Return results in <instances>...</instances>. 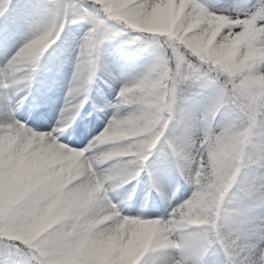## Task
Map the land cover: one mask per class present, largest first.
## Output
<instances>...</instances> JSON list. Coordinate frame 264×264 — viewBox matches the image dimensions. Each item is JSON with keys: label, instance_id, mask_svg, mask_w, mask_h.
<instances>
[{"label": "clouds", "instance_id": "clouds-1", "mask_svg": "<svg viewBox=\"0 0 264 264\" xmlns=\"http://www.w3.org/2000/svg\"><path fill=\"white\" fill-rule=\"evenodd\" d=\"M130 3L91 0L93 9L115 23L83 36L65 104L50 130L36 131L24 121L0 129V246L14 242L38 264L83 262L91 250L124 245L121 264H140L151 248L168 240L219 238L240 221L241 210L264 202V32L236 12L188 11L187 0L178 6L169 0L175 10L162 17ZM69 23L67 16L55 19L25 52L16 69L25 87ZM129 29L146 34L149 42L155 38L161 59L147 78L141 73L120 87L115 114L87 146L70 148L61 137L81 118L97 77L105 72L115 78L96 64V42L106 32ZM208 81L215 87L202 110L182 123L184 94ZM92 107L103 111L95 100ZM153 135L167 146L177 141L194 189L168 221L154 218V228L144 231L136 216L122 214L110 193L140 177L138 154ZM248 243L254 246L252 264H264V233Z\"/></svg>", "mask_w": 264, "mask_h": 264}, {"label": "snow or ice", "instance_id": "snow-or-ice-1", "mask_svg": "<svg viewBox=\"0 0 264 264\" xmlns=\"http://www.w3.org/2000/svg\"><path fill=\"white\" fill-rule=\"evenodd\" d=\"M179 3L180 0H175L176 6ZM128 6L132 9L142 10L151 16L161 17L166 12L175 10L169 0H131ZM39 7L40 5L25 3L24 0H0V43L5 48H7L11 38L21 33L32 22V18L36 15ZM43 7L47 9V16L41 23H38L34 34L26 39L23 45L7 59L5 64L0 65V95L4 97L6 102V114L4 118L0 119V129L16 128L18 127L17 122L23 121L17 118L16 110L24 101L22 98L25 95H21V93L27 87H25L26 82L22 83L20 81L19 77L22 74L17 72L16 69L20 66L19 62L25 52L33 46L37 39L46 34L47 27L55 19L67 16L70 21L69 24L78 21L88 22L93 32L102 23H115L109 20L105 14L93 9L91 0H46ZM185 8L188 11L198 9L206 15H228L230 12H236L242 19L247 18L258 33L264 32V29L259 28V25H264V0H234V3L226 9L219 8L209 3L208 0H203V2L202 0H187ZM73 10H76L79 14L74 15ZM232 19H235V16H232ZM88 35L91 36L92 33L90 32ZM145 36L144 33L132 35L129 30L126 32H106L104 39L98 40L95 45L96 64L107 70L105 43L109 40L119 39L122 46L134 47L140 54L150 58L149 63L141 72L147 78L161 57L156 39L152 38L149 42L145 40ZM86 47L87 38H85L81 50ZM180 87H184V85ZM213 87L215 86L211 81L197 82L191 86L190 92L184 94L183 104L185 107L182 112L178 113L182 123L189 121L192 116L190 113L191 103L197 98L204 100L206 94ZM74 131V129L70 130L63 137L71 136ZM160 143H164V141L158 135H153L144 142L138 154V166L143 169L140 175L147 170L151 187L167 199L165 193L161 190L157 171L151 159L155 155L154 150ZM169 144L168 148L175 157L176 166L180 169L184 178L191 182V177L184 172L180 153L176 151L177 141H169ZM67 145L72 148L69 144ZM8 147H11V145H8ZM118 209L121 210L119 206ZM258 212L264 213V202H258L253 208L241 210L240 221L233 225L230 232L221 231L219 238L200 234L195 239L186 237L179 242H175L174 239L168 240L160 246L151 248L140 261V264H252L254 246L249 244L248 241L254 240L259 234L264 233V216H261L258 222L254 219L255 214ZM136 217L135 223L144 231L154 228L152 223L154 218H160L164 221L169 220V217L146 218L143 213L136 215ZM237 237L239 239H236ZM234 240L236 241L235 244H233ZM13 243L9 242L7 246H0V264H38V258L22 253L19 249L13 247ZM237 245H240L244 250L241 251ZM168 249L177 250L178 254L168 256L165 252ZM127 251L126 245L91 250L88 252L86 260L81 262L78 258H74L71 264H121L127 255ZM157 257H159V261H157Z\"/></svg>", "mask_w": 264, "mask_h": 264}, {"label": "rangeland", "instance_id": "rangeland-1", "mask_svg": "<svg viewBox=\"0 0 264 264\" xmlns=\"http://www.w3.org/2000/svg\"><path fill=\"white\" fill-rule=\"evenodd\" d=\"M25 3H29L32 5H40L36 15L32 18V22L29 23L24 30L15 35L13 38L9 40L8 43L11 44V48L6 51L4 54V57L9 58L16 50H18L19 47L23 45V43L26 41L27 38L31 37L38 25V23H41L43 21V17L47 16V9L43 7V4L46 2V0H24ZM203 2V0H202ZM209 3L216 5L219 8L226 9L230 5L234 3V0H208ZM78 29L75 33V36L78 38V41L81 42L82 35L84 36L87 33V29H90V24L85 21H78L76 23ZM85 31V32H84ZM130 34L132 35H138L140 34L136 30L129 29ZM65 43L61 42L57 45V50L55 55H47L45 54V58L43 60V67L45 68L44 74H49L51 64L54 66V76L57 75L58 78L61 76V72L64 74V76L67 78L69 77V82L72 79L70 77L73 63L66 62V61H58V57L60 54L67 55V51H70L71 46L74 44L68 36L64 41ZM121 47L122 49H125V46L121 45V42L119 39L115 40H109L105 43V58H117V50L116 48ZM127 48V47H126ZM131 54H133L135 60H144V67L149 63V57L140 54L134 47L132 49L128 50ZM53 52V51H52ZM51 52V53H52ZM70 57V55L67 56V58ZM132 57V59H134ZM131 59V58H130ZM140 70V72L136 73V75H133L129 80L135 78L138 76L144 69ZM104 79H101L100 76L97 77L95 81V88H94V94L97 95L100 92L98 91V85L103 86L105 83V80L109 81L110 76H107L105 72H102ZM56 76V77H57ZM55 78V77H54ZM129 80H125V77L115 80V85L111 88L110 91H101L103 94L102 98L109 99L111 102L110 108H107L104 112V114L108 115L110 117V109L115 108L114 102L117 96V93L120 89V87ZM57 83V82H56ZM35 82L32 83L30 87V92L32 93L35 89ZM96 95V96H97ZM100 95V94H99ZM97 100L99 98L97 97ZM40 100L38 97H34L30 100V104L32 106H39ZM204 100L201 98L195 99L191 105H190V113L191 115L198 114L203 107ZM88 109L85 108L84 112L81 114V118H88ZM112 116V115H111ZM22 120V119H21ZM93 133H99L103 128L99 125H95L94 127L88 126ZM97 135V134H96ZM84 140L81 144H75L70 145L71 147L81 148L82 146H85L86 141L88 140L87 137H83ZM155 155H153L152 162L153 165L157 171L158 181L161 187V190L165 193L167 199L162 197L159 192H157L154 188L151 187L150 179L147 175V170H145L140 177L137 180L132 181L130 184L125 185L124 188L118 189L115 193H110L112 196L114 202L117 203V205L121 208L123 214L126 215H140L143 213L144 217L146 218H152V217H163L167 218L170 216L172 209L177 206L178 204L182 203L184 200L189 198L192 194V191L194 189V186L189 184L184 176L181 174L180 169L176 166L175 163V157L171 154L170 149L168 146L164 143L158 144L157 148L154 150ZM142 183V184H141ZM141 185V188H140ZM143 185V186H142ZM264 216V213H256L254 216V219L258 222L260 217ZM166 254L168 256L177 255V250L174 249H168L165 250ZM157 261H159V257H157Z\"/></svg>", "mask_w": 264, "mask_h": 264}, {"label": "bare ground", "instance_id": "bare-ground-1", "mask_svg": "<svg viewBox=\"0 0 264 264\" xmlns=\"http://www.w3.org/2000/svg\"><path fill=\"white\" fill-rule=\"evenodd\" d=\"M46 17V16H45ZM43 17V19L45 18ZM78 29L76 24H68L65 27L64 33L61 35V39L56 42L55 45L49 49V52L46 53L49 55L53 49L57 50V45L61 42L65 43V39L68 38L74 42L71 46L70 51H67V55L63 53L58 57V61H66L73 63V67L71 72L75 71V64L77 60V56L79 53V45L81 42L78 41V38L75 36L76 30ZM88 31V29L86 30ZM85 32V31H84ZM83 37V35L81 36ZM127 47V48H126ZM11 48V44L8 43L7 48L0 43V65H3L7 62V57H4L6 51ZM132 49L130 46H125V49L121 47L116 48L117 50V58H105V64L107 65V70L115 74V78L110 77L108 83L103 86L98 85V91L100 92L98 95L94 94V88L92 91V99L89 100L88 104L85 108L88 109V112H92V115L88 118H79L77 122L73 125V129L75 130L71 136L67 138L61 137L64 143L74 145L81 144L84 140V136L88 138L85 143V146L96 136L98 133H92L91 129L88 126L94 127L95 125H99L104 128L107 124L111 115L115 114L116 108H111L110 117L104 114L107 108H110L111 102L108 98H102L103 94L101 91H110L111 88L115 85V80L125 77V80H129L133 75L140 72L144 67V60H135L133 54H131L128 50ZM70 57L67 58V56ZM46 56V55H45ZM132 57L134 59H132ZM131 58V59H130ZM45 68L42 67L39 72L35 76V89L33 92H30V88H27L21 95H27V99L23 101V107H19L16 110V116L19 119L25 121L29 126L37 131H47L56 123V119L58 118L61 109L63 108L68 89L70 87L71 80L69 82V77H65L61 72V76L58 78L57 75L54 76V66L51 64L49 74H44ZM73 74L70 75L72 77ZM100 75H103L101 72ZM57 76V77H56ZM55 77V78H54ZM57 82V83H56ZM30 93V94H28ZM97 95V96H96ZM34 97H38L40 100L39 106H32L30 104V100ZM97 97L99 100H97ZM93 100L98 103L103 111H93L92 102ZM6 102L2 95H0V119L4 118L6 114ZM70 131V130H69ZM84 146V147H85ZM83 148V146L81 147ZM142 184V183H141ZM143 186V185H142ZM141 188V185H140Z\"/></svg>", "mask_w": 264, "mask_h": 264}]
</instances>
